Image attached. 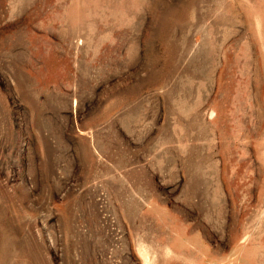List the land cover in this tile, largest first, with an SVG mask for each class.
Here are the masks:
<instances>
[{
  "label": "rangeland",
  "instance_id": "1",
  "mask_svg": "<svg viewBox=\"0 0 264 264\" xmlns=\"http://www.w3.org/2000/svg\"><path fill=\"white\" fill-rule=\"evenodd\" d=\"M0 264H264V0H0Z\"/></svg>",
  "mask_w": 264,
  "mask_h": 264
}]
</instances>
